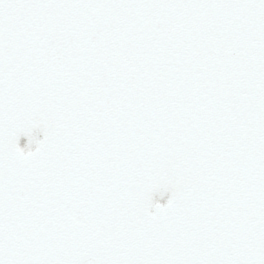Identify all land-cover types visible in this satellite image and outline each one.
<instances>
[{"label":"snow or ice","instance_id":"snow-or-ice-1","mask_svg":"<svg viewBox=\"0 0 264 264\" xmlns=\"http://www.w3.org/2000/svg\"><path fill=\"white\" fill-rule=\"evenodd\" d=\"M0 264H264V0H0Z\"/></svg>","mask_w":264,"mask_h":264},{"label":"bare ground","instance_id":"bare-ground-1","mask_svg":"<svg viewBox=\"0 0 264 264\" xmlns=\"http://www.w3.org/2000/svg\"><path fill=\"white\" fill-rule=\"evenodd\" d=\"M42 138V137H41ZM28 143V140H27V137H21V140H20V146L21 147H26ZM33 149L35 148V145L32 146ZM163 202V201H162Z\"/></svg>","mask_w":264,"mask_h":264}]
</instances>
